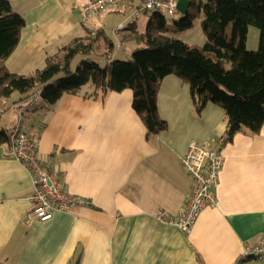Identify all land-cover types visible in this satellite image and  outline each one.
Wrapping results in <instances>:
<instances>
[{
    "label": "crops",
    "instance_id": "obj_1",
    "mask_svg": "<svg viewBox=\"0 0 264 264\" xmlns=\"http://www.w3.org/2000/svg\"><path fill=\"white\" fill-rule=\"evenodd\" d=\"M8 1L25 21L6 61L13 73L40 70L94 30L78 9L83 0ZM137 2L104 13L128 15ZM91 92L66 95L55 108L42 100L23 107L20 96L7 107L0 99V117L15 120L9 131L0 120V131L10 133L21 120L25 131L39 132L41 163L66 192L91 201L47 222L29 220L31 176L0 144V264H264L242 259L246 247L264 240V126L224 144L225 110L210 102L198 111L191 86L175 75L160 85L158 111L168 128L155 136L134 111L132 90L84 96ZM192 142L218 146L224 167L216 205L186 234L156 215L177 216L192 195L193 180L181 164Z\"/></svg>",
    "mask_w": 264,
    "mask_h": 264
},
{
    "label": "trees",
    "instance_id": "obj_2",
    "mask_svg": "<svg viewBox=\"0 0 264 264\" xmlns=\"http://www.w3.org/2000/svg\"><path fill=\"white\" fill-rule=\"evenodd\" d=\"M191 1L188 14L175 23L177 31H186L203 15L207 41L202 47L171 37L166 16L154 13L144 34L130 28L126 39L145 44L131 60H110L114 46L107 41V53L102 52L106 58L93 57L102 45L88 36L74 40L62 54L48 59L44 69L27 76L11 72L6 65L19 45L25 21L10 1L0 0V99L10 100L18 93L19 102L39 97L55 108L64 96L79 95L86 87L92 90L86 97L130 89L134 111L148 136H155L168 128L158 111L160 85L167 76L175 75L191 86L198 111L210 102L225 110L224 144L241 132L259 134L264 126V0ZM250 26L261 33L257 51L246 47ZM79 57L82 59L75 65ZM100 60L107 61L105 67ZM8 139L9 133L1 130L0 144H8Z\"/></svg>",
    "mask_w": 264,
    "mask_h": 264
},
{
    "label": "built area",
    "instance_id": "obj_3",
    "mask_svg": "<svg viewBox=\"0 0 264 264\" xmlns=\"http://www.w3.org/2000/svg\"><path fill=\"white\" fill-rule=\"evenodd\" d=\"M132 0H83L78 9L84 21L100 16L110 8L130 3ZM205 1V0H200ZM180 0H138L132 11V18L148 13H163L175 17L178 14ZM125 24L119 25L117 32L125 30ZM96 32L91 36L95 37ZM10 155L28 170L32 183L33 193L30 197L32 209L28 214L29 220L47 222L55 213H72L81 207H90L91 201L74 196L66 192L59 180L38 159L40 146L39 132L28 133L22 127V121L9 133L8 139ZM181 164L193 180V192L185 206L177 216L165 217L159 212L156 218L167 225L175 226L184 233L190 234L207 207L217 203L216 189L221 180L224 167V157L218 146L210 143L192 142ZM242 259L264 260V240L254 246L244 249Z\"/></svg>",
    "mask_w": 264,
    "mask_h": 264
},
{
    "label": "rangeland",
    "instance_id": "obj_4",
    "mask_svg": "<svg viewBox=\"0 0 264 264\" xmlns=\"http://www.w3.org/2000/svg\"><path fill=\"white\" fill-rule=\"evenodd\" d=\"M129 11H125L122 10L121 12L116 14H109V15H105V13H102L99 18H95L94 20L89 21V25H91V28L94 29L93 32H98L96 30L101 28V33L96 37H92L93 40H97L102 37V41H100V45H102V47L96 51V54H102L103 50H104V46H105V42H110L115 49V52L113 53V55L110 56V60H114V59H120V60H131L133 53L140 47L144 46L145 44L142 42H138L136 40H133L132 37L131 38H127L129 33H130V26L131 24L136 23V31L140 34H144L147 28V22L149 21L150 17L152 16L153 13H148V14H143L140 15L138 18L134 19L132 18V12L129 13L127 15ZM166 19H167V24L168 27L170 29V33L169 35L175 39L181 40L187 44H189L190 46H198V47H202L205 45L207 38L206 35L203 31L202 28V21L204 19V16H200L198 18L195 19L194 21V25L191 29L186 30V31H177V26H176V20H180L182 18V15L179 13L177 14L175 17L172 16H168L166 15ZM125 23V26L127 27V29L129 31H121V32H117L116 33V29L119 27V25L121 23ZM127 33V34H126ZM260 30L254 26H250L248 29V35H247V42H246V47L249 51H257L260 47ZM123 41V45H121ZM62 54V53H61ZM94 56L96 55L95 53H93ZM98 58L100 56H97ZM82 59V57H79L76 61H75V65L80 62V60ZM107 61L106 60H100V64L105 67L106 66ZM230 65L227 64V68H229ZM46 67V65H41L40 67H38V69L42 70ZM35 72V71H34ZM33 74V73H31ZM29 74V75H31ZM28 76V75H27ZM19 96L18 93H15L14 96L10 99L7 100V107L10 106V103L13 101V99H16ZM41 99L38 98H34V99H30L27 101L22 102V106L23 107H28L30 105L35 106V108L37 107L36 104L40 103ZM18 119V118H17ZM0 120L6 121L5 125H4V129L6 130H11V127L13 125V122L15 121L14 119L11 118H7V116H5V113L2 114V117H0ZM2 127V125H1Z\"/></svg>",
    "mask_w": 264,
    "mask_h": 264
},
{
    "label": "water",
    "instance_id": "obj_5",
    "mask_svg": "<svg viewBox=\"0 0 264 264\" xmlns=\"http://www.w3.org/2000/svg\"><path fill=\"white\" fill-rule=\"evenodd\" d=\"M192 1L191 0H180L178 4V11L182 16H185L188 14L190 8H191Z\"/></svg>",
    "mask_w": 264,
    "mask_h": 264
}]
</instances>
